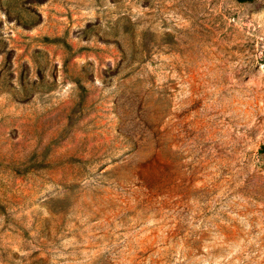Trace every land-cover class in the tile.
<instances>
[{"label": "rangeland", "instance_id": "374dc122", "mask_svg": "<svg viewBox=\"0 0 264 264\" xmlns=\"http://www.w3.org/2000/svg\"><path fill=\"white\" fill-rule=\"evenodd\" d=\"M264 0H0V264H264Z\"/></svg>", "mask_w": 264, "mask_h": 264}, {"label": "trees", "instance_id": "16d2710c", "mask_svg": "<svg viewBox=\"0 0 264 264\" xmlns=\"http://www.w3.org/2000/svg\"><path fill=\"white\" fill-rule=\"evenodd\" d=\"M239 1H243L244 2V1H252V0H239ZM262 149L264 150V146H263Z\"/></svg>", "mask_w": 264, "mask_h": 264}]
</instances>
